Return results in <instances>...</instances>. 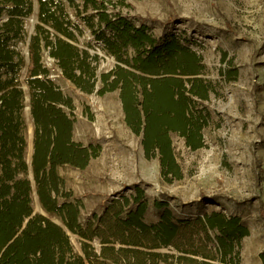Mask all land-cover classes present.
Masks as SVG:
<instances>
[{
  "label": "trees",
  "instance_id": "obj_1",
  "mask_svg": "<svg viewBox=\"0 0 264 264\" xmlns=\"http://www.w3.org/2000/svg\"><path fill=\"white\" fill-rule=\"evenodd\" d=\"M85 2L99 9V24L112 32L108 36L105 30L96 29L95 38L121 63L98 75L92 61L99 55H91L69 40L76 38L74 29L81 31L79 25L61 3L40 0L41 21L66 39L57 36L50 40V30L39 25L31 41L28 82L35 137L29 164L22 119L26 96L20 83L24 60L11 41L21 36L20 16L32 12L33 2L0 0V15L13 4L9 22L0 27V264H159L169 262V255L154 250L169 246L184 253L178 257L183 264H213V260L239 264L241 241L250 233L242 218L213 210L204 217L176 220L168 203L156 199L153 206L164 211L159 221L147 223L144 215L149 201L141 187L131 197L123 196L113 203L115 219H100L97 226L81 222L82 202L71 199L58 167L69 164L84 168L99 148L73 139L74 119L63 109V105L73 108V101L49 78V70L41 62L42 41L50 47L64 75L82 90L104 94L120 89L126 123L142 134L146 156L158 153L164 173L176 178L181 174L171 133L184 137L193 150L205 145L203 130L210 123V113L202 102L209 99L212 90L200 76L205 70L202 56L187 42L177 36L156 38L145 25L135 26L120 14L113 16L105 4ZM88 24L94 27L93 22ZM130 48L135 53L132 57ZM99 80L102 86L98 88ZM30 172L43 207L60 215L64 225L34 213ZM126 206L129 210L123 215ZM67 229L86 240L99 237L100 250L84 241L82 251H76ZM210 242H215V247ZM262 258L264 262V253Z\"/></svg>",
  "mask_w": 264,
  "mask_h": 264
},
{
  "label": "rangeland",
  "instance_id": "obj_2",
  "mask_svg": "<svg viewBox=\"0 0 264 264\" xmlns=\"http://www.w3.org/2000/svg\"><path fill=\"white\" fill-rule=\"evenodd\" d=\"M56 1L81 28L74 29L76 38L69 39L71 43L91 55H99L98 60L92 61L98 75L115 69L121 62L95 38L96 29L105 30L108 36L112 33L99 24V9L85 0ZM96 1L98 6L105 4L113 16L120 14L135 26L145 25L156 38L177 36L197 50L205 65L200 76L212 86L209 99L202 102L210 113V123L203 130L205 145L196 150L186 144L184 137L171 133L181 176L166 175L160 155L147 157L142 134H136L126 123L120 89L104 94L82 90L64 75L43 40L41 62L49 70V78L73 101V108L63 105L74 119L73 139L99 148L98 155L84 168L69 164L58 167L71 199L82 202L81 222L84 226H97L100 219H115L113 203L123 196L131 197L141 187L149 201L144 215L147 223L161 219L164 210L153 206L156 199L168 203L176 220L204 217L213 210L239 216L250 230L241 241L239 264H264V0ZM32 2V12L20 16L21 36L11 41V47L24 60L20 83L26 87L25 96H29L22 114L29 164L35 137L28 82L32 69L31 41L39 25L50 30V40L55 41L57 36L66 39L41 21L40 0ZM12 7L8 4L0 15V27L9 22ZM134 54L130 48L129 56ZM101 86L99 80L97 87ZM31 197L34 213L64 225L60 215L45 210L35 182ZM59 201L64 199L60 197ZM128 210L126 206L123 215ZM67 231L76 251H82L84 241L100 250L99 237L86 240ZM211 234L215 238V233ZM214 244L210 242L211 246ZM154 251L169 255V262L159 264H183L178 257L184 253L173 246ZM211 262L221 264L219 260Z\"/></svg>",
  "mask_w": 264,
  "mask_h": 264
},
{
  "label": "water",
  "instance_id": "obj_3",
  "mask_svg": "<svg viewBox=\"0 0 264 264\" xmlns=\"http://www.w3.org/2000/svg\"><path fill=\"white\" fill-rule=\"evenodd\" d=\"M24 88H26V87H24ZM26 98L29 99L28 94H27ZM27 112L29 113V108L27 109ZM30 178L32 179V186H33V189H34V179H33V173L32 172H30Z\"/></svg>",
  "mask_w": 264,
  "mask_h": 264
}]
</instances>
